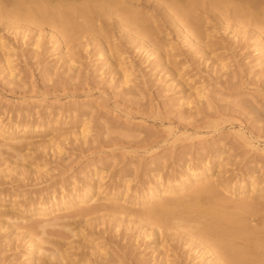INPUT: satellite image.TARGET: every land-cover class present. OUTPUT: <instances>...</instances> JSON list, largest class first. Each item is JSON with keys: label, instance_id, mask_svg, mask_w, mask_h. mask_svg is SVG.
<instances>
[{"label": "rangeland", "instance_id": "rangeland-1", "mask_svg": "<svg viewBox=\"0 0 264 264\" xmlns=\"http://www.w3.org/2000/svg\"><path fill=\"white\" fill-rule=\"evenodd\" d=\"M145 3L148 7H140L141 10L156 13V23L161 24L153 47L161 48L159 41L167 40L173 42L179 53L184 52L179 61L185 65L187 60V65L180 77L175 76L177 66L157 64L156 57L145 48L125 43L121 51H126L125 65L132 71L126 87L121 84L120 73L114 75L104 66L96 34L86 32L68 44L76 53V63L69 69L70 65L56 53L60 43L55 44L51 38L52 28L46 25L41 35L34 37L33 33L24 38L22 33L9 32L0 23V37L9 44V48L0 50L1 122L5 126H48L39 134H28L26 142L64 134L58 141L61 150L49 142L42 147L30 146L24 151L26 159L10 150L8 141L0 138V191L10 197L8 209L15 203V207L23 206L40 197L60 196L72 188H83L93 173L101 175L100 183L106 191L118 188L122 193L135 192L150 185L157 173L166 179L178 177L187 164H213L212 173L233 184L255 178L264 185V70L258 61V34L253 31L257 35L252 33V38L251 33H231L240 29L233 23L225 31L219 22L222 16L217 12H201L203 28L211 35L207 41L217 44V49L211 48L217 57L210 61L203 57L195 59L173 32L164 6L154 0ZM149 6L156 10H149ZM246 29L252 32V28ZM105 32L124 40L118 30ZM157 50L163 53L164 47ZM6 53L13 60L11 68L3 61ZM200 85L210 95L212 105L209 100L199 102L195 97L187 101L192 88ZM242 101L241 105L253 101L259 108L258 114L242 109ZM83 128L89 129L86 137L81 134ZM96 181L98 177L92 180ZM220 193L232 203L239 201V196ZM259 197L251 196L257 207L246 216L256 230L263 231L264 199ZM122 203L107 200L99 205L111 208ZM107 210L91 216V226L81 223L85 218L74 216L77 209L60 213L58 216L65 218L45 230L36 227L35 234L46 241L42 244L45 249L70 242L82 245L78 250L71 249L78 261L70 264L83 260L85 253L89 264H201L200 259L192 260L197 250L177 240H169L168 244L165 238L162 244L170 250L166 258L159 256V251L167 248L161 246L154 252L158 241L142 234L137 240L140 224L136 215H123L120 221L107 217ZM130 210L142 209L132 206ZM31 225L22 220L14 221L10 228L0 224V264L26 263V234ZM100 248L108 255L103 256Z\"/></svg>", "mask_w": 264, "mask_h": 264}, {"label": "bare ground", "instance_id": "bare-ground-1", "mask_svg": "<svg viewBox=\"0 0 264 264\" xmlns=\"http://www.w3.org/2000/svg\"><path fill=\"white\" fill-rule=\"evenodd\" d=\"M145 1L0 0V23L9 32L22 33L24 38L33 33H35L34 37L41 35L43 27L49 26L52 28L51 38L54 39L55 44L60 43L56 53L70 65L69 69L76 63L74 60L76 53L72 51L71 47H68V44L79 40L86 32L96 34L98 39L95 41L99 46V56L105 61L104 66H107L110 73L114 75L120 73L123 80L121 84L123 82L122 85L125 84L126 87L129 86L132 71L128 70L125 65L126 51H121V47L125 43L140 49L145 48V51L150 52V56L156 57L157 64L177 66V75L175 76H181L187 65V60L185 65L179 61L184 52L179 53V49L172 41L167 42L162 38L161 41L166 40L164 43L159 41L163 44V53L157 50L162 48L159 47L160 45H157V48L153 47V43L157 42L156 35L161 24L156 23L159 21L156 18V13L148 14L146 12V14L141 10L140 7L143 9L148 7ZM155 2L164 6V12L169 17L173 32L195 59L203 57L206 61H210L213 57H217L214 56L215 50H211V48L217 49L215 48L217 44H214V41L213 43L207 41L211 35L206 34L203 28L205 20L203 19L204 15L201 16V12H203L202 14H205L207 10L217 12L219 16H222L219 22L225 31L231 29L230 23L240 28L230 31L236 35L238 33L244 36L250 33L252 35L255 31L258 35L255 32L253 34H256L260 40L258 61L264 70V0H154ZM149 7V10H156L154 6ZM247 27L252 28V32L247 30ZM114 30L120 32L124 38L122 42L114 35L104 34V31L111 33ZM251 37L254 38L253 35ZM66 44L67 47H65ZM7 48H9V44L0 37V50ZM3 61L7 64V68L12 67L13 60L9 53H6ZM221 64L224 68L227 67L223 63ZM175 76H172L174 81L176 80ZM192 90L193 93L190 96L186 92L187 101L191 102L194 97L199 102L209 100L210 95L203 86H194ZM183 91L184 96L182 97H185L184 88H182ZM208 102L211 103L210 100ZM240 103L243 101L239 102V105H241ZM253 103V101H248L241 105V108H247L258 114L259 108ZM68 112L74 114L75 111L68 110ZM72 114L70 115L72 116ZM56 120L59 118L57 117ZM38 127L36 124L20 127L17 123L5 126L0 120V138L4 142L8 141L9 149L18 153V156L23 159L27 157L24 154L27 148L30 146L42 147L47 145L46 142L54 143L55 147L61 150V143L58 141L64 136L63 133L53 136L50 140L26 142L24 138L28 134L33 135L37 131L39 134L43 132V129L45 131L48 126L42 129L44 127L42 125L39 130ZM88 132V128L81 130L83 137L88 136ZM238 133L239 136H244L243 133ZM1 146L0 144V148ZM185 167L186 170L176 178L166 179L157 173L150 185L135 190V192L127 190L124 193L118 188L114 192L106 191L103 188V183H100V181L102 182L101 175L93 173L90 176V182L83 188H72L60 196L53 194L49 198L40 197L23 206L15 207L17 204L12 200V204L13 202L15 204L9 209L6 203L10 197L7 193L4 195V191H0V224L1 227L8 224V228L18 220L26 221L28 225L32 224L27 227L26 238H28L29 246L25 264H70L78 261L71 249L78 250L82 245L76 246L70 242L63 246L58 245L53 249H45L42 244L46 241L35 234L36 227L39 226L45 230L48 226L56 225L58 220L65 218L59 217L60 213L73 209H77V215L74 216L85 218L81 220V223L87 226L93 225L94 218L91 216L106 209L109 212L107 217L120 221H122L123 215H136L140 224L137 240L142 234L152 237L154 242L158 241L154 252H158L161 246L165 247L162 242L166 238L168 244L169 240H177L193 247L194 250H197V254L192 257V260L200 259L201 264H264V230H256L257 228L247 222L246 216L252 214L257 207L251 196L258 194L260 199H264V185H261L255 178L243 179L238 184L220 180V177H216L212 173L213 164L201 166L187 164ZM96 176L98 181L94 183L92 180L97 178ZM1 184L3 181L0 180ZM221 191L231 196H239V201L232 203L229 198H224L225 196L221 195ZM248 193L251 196H246ZM99 195L102 197L98 198ZM175 195L178 196L174 197ZM107 200H113L116 203L122 201L123 203L111 208L99 205L100 202ZM132 206L140 207L142 210L131 211ZM51 216L56 218L49 219ZM172 230H177L179 233L168 232ZM7 238L9 239V237ZM9 241L11 240L9 239ZM165 248H167L166 251H159V256L163 255L164 258H166L167 251L170 250L169 247ZM100 251L103 256L108 255L104 248H100ZM85 255L84 259L76 264H89L88 254L85 253Z\"/></svg>", "mask_w": 264, "mask_h": 264}]
</instances>
